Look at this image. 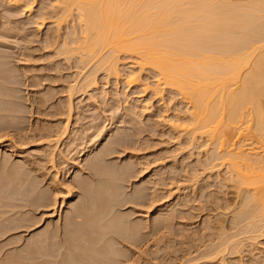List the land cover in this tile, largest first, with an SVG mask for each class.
I'll list each match as a JSON object with an SVG mask.
<instances>
[{
  "label": "bare ground",
  "instance_id": "bare-ground-1",
  "mask_svg": "<svg viewBox=\"0 0 264 264\" xmlns=\"http://www.w3.org/2000/svg\"><path fill=\"white\" fill-rule=\"evenodd\" d=\"M25 1L27 0H0L9 13L18 12L20 8L26 6ZM51 1L49 3L52 8L48 3L50 8L47 9H59L55 11V14L51 12V18H56V27L59 24L61 26V22H65L73 12L77 14L80 27L79 30L75 28L72 33L67 35H60L64 31H62V27H58L57 34L52 31L54 34L47 33L45 38L37 39L38 45L35 42L36 52L38 50L43 52V54L40 53V59L50 62L46 69L50 72L47 75L48 79L56 82L52 89L58 90L51 94V98H43V95L37 101L38 105L34 109L37 110L34 113L44 111L48 117L56 119L53 121L58 122V124L48 127L49 131L41 135V141L43 140L45 145L63 147L62 149L74 147L73 150H77L78 157H84L86 153L91 152L92 148L97 149L101 145V141L109 134L108 131H113L112 129L118 127H128L131 132L112 135L109 147L103 149L102 152L98 151L100 152L98 154L96 152L94 158V155L91 158L87 156L91 160L88 161L86 158V164H82V160L69 162L78 172L87 173L85 170L87 168L98 179L94 178L95 180L91 183H87L82 180L83 176L81 178L78 175L80 172L75 173L79 178H75L72 182L71 185L74 186L69 187L65 197H60L62 199L60 206L55 198L54 207L46 210L50 211L46 219H53L59 216L58 208H60V221L56 225L50 223L46 228L40 230L41 234L26 242L22 252L18 251L19 255L18 252L15 254V257L16 255L17 258L19 257L18 259L2 257L0 264L125 263V261H121L123 256L119 248L121 247L119 246V237L136 241L137 233L118 214L115 206L122 198V194L119 192V180L122 176L130 174V169L125 168L128 171L123 170L124 172L119 173L120 171L115 167L108 166L107 157L121 149L126 151L125 155H135L134 151L138 150V147L140 149H145L143 146L148 148L149 141L142 134L154 130L156 123L152 122V116L147 119L148 124L139 120L138 118L144 115V111L139 113L137 106L126 104L125 107H122L118 103L115 105L116 102H119V92L111 96L107 91H103L100 96L95 95V91L101 88L99 86L100 78L97 77V73L100 71L105 74L107 80L111 76L119 78V80H126L128 87L140 89L138 93L152 94L151 97L169 105L166 107V111H174L168 119L173 128L170 135L177 143V152L182 154L193 153L197 150L205 152L206 159L201 162V172L196 171L193 176L174 174L161 176L159 181L163 185L178 183L166 195L158 196L149 205L145 204L142 194L136 195L134 202L141 206L136 209L146 212V214L137 213V216L148 218L149 212L158 208V212L166 210L167 206L163 209L161 207L170 201L169 197L173 193H177L180 198L185 190L190 188L189 185L198 182L202 176L209 178L216 175L219 177L221 171L225 170L227 176L222 181L226 186L229 185L234 189L236 197V201H233L234 204L231 203L233 210H231L232 220L230 221L233 229L230 226L229 228L231 231H236L226 236L228 228L224 222H220L218 225H213V223V226H208L209 223L206 226L209 227L207 229H210L211 232L216 230L215 234L218 235V238H214L216 241L212 239L210 244H202L197 249L192 248L195 252L197 251L200 258L193 257L194 259L190 261L197 262L201 259L197 264H221L228 254H245V246L250 249L248 250L246 247L247 252L252 254L257 240L259 238L264 240V0ZM31 6V9L26 10L28 13L32 10ZM47 11L49 12V10ZM48 14L50 15V12ZM11 17V14H0V28H4L3 20L10 21ZM29 18L30 21L35 19ZM48 18H40L43 20V23L41 21L40 24L45 25ZM36 20L39 21L38 18ZM44 21L46 22L44 23ZM17 25L16 22V27H18ZM22 26L24 27V24ZM51 26L53 27V25ZM18 29L23 31L20 27ZM10 30L7 33H10ZM24 31H26L25 28ZM3 38V35H0V114L7 113L4 116L6 118L10 114L19 117L20 113H23V110L21 111L19 108L23 104L19 102L20 96L16 92L19 81V77L16 76L19 71L18 74L15 72L16 76L14 73V75L10 73V68L12 70L14 63L11 66L9 59L17 57L22 65H26L33 59L34 54L25 51H30L25 48L30 45L27 44L24 48H20L22 50H17V55L15 53L13 56V51L10 53L4 48L7 45L5 44L7 39L4 38V42ZM21 40L22 42L26 41V38L21 37ZM23 44L25 43L23 42ZM23 44H20L19 47ZM35 49L33 50L35 51ZM17 68L13 67V69ZM63 71L65 72L63 73ZM28 72L27 74H29ZM149 75H152V80H150L151 77L147 78ZM27 81L30 85H37L31 79ZM48 81L45 80V82ZM60 81H64L66 84H62ZM57 95L61 98L59 102L57 104L51 102V99ZM79 97L83 98L80 105L75 103ZM87 97L90 100L100 97L96 102L99 105V100H104L102 101L104 103L102 114L109 113L105 116L106 125L109 126L107 130L100 131L101 126L95 123V118L92 120L91 127H94V133L100 132L98 138L91 144H89V140L94 135L87 137L85 131L71 130L73 124L85 121L90 117L86 114L87 105L82 104ZM180 104L184 105L185 110L178 107ZM152 107V105H145L144 110L149 111L146 115H152ZM4 117L2 119H5ZM166 117L168 116L166 115ZM74 121L75 123H73ZM84 125L82 123V126ZM9 127L11 126L9 125ZM137 135L140 136V140L134 138ZM85 139L87 140L85 141ZM11 145L12 143L9 141L0 142V163L3 164V168L10 170L11 167L6 164L3 147ZM62 149L59 150L60 155H63ZM18 157L24 159V156L19 155ZM156 159L154 163L162 161L160 160L162 158ZM25 161L24 163H26ZM52 161L53 168L64 164V162L58 164L54 159ZM168 161L171 160L168 159ZM152 163L150 162L148 165ZM147 167L142 172L147 173ZM160 171H162V167ZM71 172L74 173V170L69 168L65 172L66 177H69L68 173ZM56 174L58 175L59 171ZM24 180L28 182L29 178L28 180L24 178ZM25 181L24 184L27 183ZM29 182L28 185L31 183ZM56 182H59L58 177H56ZM32 186L34 187L33 183L29 187L32 188ZM78 191H81L82 194H80L83 196L80 197ZM199 193L202 194L200 191ZM78 196L83 200L79 199V202L81 201L79 205H77L78 203L74 204L70 213L63 219V208L68 207L66 200ZM186 203L190 202L186 201ZM182 204L184 206L182 207L180 204L178 208L180 206L184 208L185 204ZM226 204L228 207L229 204ZM45 205L49 206L50 203L48 204L46 201ZM145 205L147 209L142 208ZM202 206L200 204V207ZM227 216L228 214L224 217L228 218ZM174 219V214H168L167 217L155 220L152 227L159 232L168 228V223ZM82 221L83 225L74 224ZM45 223L46 221L40 227H43ZM186 230L184 229L185 232ZM252 247L254 248L251 249ZM201 248L202 252H200ZM1 250L3 251V249ZM254 255H257V252ZM190 261H183L181 264H189Z\"/></svg>",
  "mask_w": 264,
  "mask_h": 264
},
{
  "label": "rangeland",
  "instance_id": "rangeland-1",
  "mask_svg": "<svg viewBox=\"0 0 264 264\" xmlns=\"http://www.w3.org/2000/svg\"><path fill=\"white\" fill-rule=\"evenodd\" d=\"M34 1L35 0L25 1L24 4H26V6L20 8L19 9L20 12L18 11L15 13H9L7 11V8L0 2V14H11L12 15L10 21L3 20V22L5 23L4 28H0V33H1L0 35H3V37L7 39L5 40L3 38L2 40L3 41L5 40L6 42L8 41L7 43L4 41L5 44H7L4 47L6 51L7 52L10 51V53L13 51L12 55L13 54L15 55V53L17 55V50L18 51L22 50L20 48H24V46H26L27 44H30V45H27L30 48L25 47L27 49H30V51L29 50H25V51H28L27 53H30V54H34V55L36 54L35 57L33 55V59L30 62H27L29 64L26 63V65H22L20 61L18 60L19 58L17 57L16 59L15 57H11L9 59L12 61V63L10 61L11 66L14 63L13 64L14 66H12V70L13 71L16 70L14 72H11L12 70L10 68V73L12 74L14 73L15 75L14 74L13 75L16 76L18 74L17 72L19 71V74H18L19 76L18 75L16 76L17 78L18 77L20 78V79L18 78L19 81L17 83L18 87L16 86L17 87L16 92L20 96L19 102L23 104V106L20 104L21 107H19L21 111L23 110L22 111L23 113H20L21 115L19 114L21 116V117L19 116L20 118L18 116H12L11 114L9 117L7 115L8 118H6L4 116L7 113L0 114V120H1L0 142L9 141L12 143L11 146L3 147V153L5 152L4 155H5L6 164H8L7 165L8 167L9 166L11 167V170L8 168H3L4 167L2 166L3 164L0 163L1 164L0 165V249H3V251L1 250L2 252L0 251V258L2 257L5 258L7 256L9 259H13V260L19 258V257L17 258V255L15 257V254H17L18 251L20 253L22 252V250L24 249V244L26 242L32 240V238L41 234L40 230L46 228L47 225H49L50 223L51 225L53 224L56 225V223L60 221L59 220L61 219L60 217L61 212L59 211L60 208H58L59 216L53 219H46L48 212H50L46 210H50L51 208L54 207L55 198L59 202V206H60L62 202V199L60 197L61 196L65 197V194L67 190L69 189V187L74 186L71 184L75 180V178L78 177V175L80 177L83 176L82 180H84V182L86 181L87 183L88 182L91 183V181L95 180L94 178L98 179V177H96L94 173L91 172L87 168L85 169L87 173H84L82 171H79L80 172L79 173L77 169L74 168V165L69 162L71 160H75L76 162H78V160L80 161L82 160V164H86L87 160L88 161L91 160V159H88L89 157L91 158L96 152L98 154L102 152L103 149H107L109 147L112 141V135L115 136L116 134H119V133L131 132V130L128 127L127 128L118 127V128L112 129L113 131H108L109 134H107L104 137V139L101 141V145L97 149L92 148L91 149L92 153L91 152L86 153L84 157H78L79 154L76 153L77 150H73L74 147L62 149L63 147L58 148L56 146L45 145L44 141L43 140L41 141V135L49 131L48 127L54 126L58 124V122L53 121L56 119H54L53 117H48L44 111L40 113L38 112L34 113V111H37L34 109L38 105L37 101H39L43 95L45 96V97L43 96V98H51V94L58 92V90L52 89L55 86L56 82L54 83V81H51L50 79H48L49 77H47V75L50 74V72L46 68L49 66L50 62L42 58L40 59V55L43 54V52H41L40 50H38L39 53L36 52L35 48L38 45L36 40L40 38H45V34L47 35V33L49 35L54 34L52 31H54L57 34L56 30L58 27L60 28L62 27V31H64L62 34L60 33V35H67L69 33H72L75 28L79 30L80 22L77 18L76 12H73V14L68 16V19H66V21L64 20L65 22L60 21L61 26L59 22L58 23L59 26L57 24L58 27H56L55 23H57V21H56V18H53V19L51 18L52 16L51 12L52 14H55V11L58 8L56 10L55 8L54 10L47 9V8H50L51 6V3H49V1L51 0H36L35 2ZM48 3L50 4V6L48 5ZM30 6L32 7V10H31L32 12L29 11L28 13V11L26 10H29ZM44 6L46 7V9ZM47 10H49L50 15L48 14L49 12ZM39 11L41 14L38 13ZM43 12L48 16H46L45 14H42ZM27 17L29 19L35 18L34 19L35 21L34 20L30 21L28 20ZM42 17L45 19L46 17L47 18L50 17L47 20L48 22L44 21V23L46 22L45 25L40 24L41 21L43 23V20H41ZM36 18H38L39 21L36 20ZM67 20H69L68 23H67ZM16 22L18 23L17 25L18 27H16ZM23 24H24V27L22 26ZM51 25H53V27ZM63 26H64V30H63ZM19 27L23 31L25 28L26 30L24 31L25 33L23 31H20L18 29ZM51 27L53 29L54 28L56 29L51 30L52 29ZM8 28L10 29L12 28L11 30L9 29L10 33H7L9 32ZM18 30L19 32H17ZM18 33L20 34L18 35ZM21 37L26 38V41H23L25 44H23ZM8 38L11 41H9ZM18 40L20 41V43ZM15 41H17L18 43ZM35 42L37 43V45ZM16 44H18V46H15ZM20 44H23L21 45L22 47L21 46L19 47ZM31 48L35 49V51ZM13 67L15 68L18 67L17 68L18 70L13 69ZM31 70L32 72H30ZM27 72L31 74L29 75L27 74ZM64 72L65 71H63V73ZM123 76H126V75H123ZM151 76L149 75L147 76V78L148 77L150 78ZM97 77L100 78L99 86L101 88L100 90L95 91L94 93L95 95L100 96L103 91H107L110 94L109 96H111L112 94L116 92H119V102H116L115 105H117L118 103L122 107H125L126 104H128L129 106H133V105L137 106L138 107L137 111L139 113L142 110L144 111L143 112L144 115L142 114L143 116L139 117L138 118L139 120H143L144 123L148 124L147 119L152 116L153 117L152 122L156 123L154 130H152L151 132L142 134V136H146V138L149 141L150 146L148 148L143 146V148L145 149H140V147H138L139 149L134 151L135 155H132V154L125 155L126 151H124V149H121V150H118L117 152L112 153L111 155L107 157L108 166L110 165V167L111 166L113 168L115 167V169H118L120 171L119 173H122L126 171L127 169H130L129 170L130 174L128 173L127 175L122 176L121 180H119V192L120 194H122V198L120 196L121 201L117 203V205L115 206V210L118 211V214L121 215L125 219L129 227H132L134 231H136L137 238L135 239L136 241H132L129 239H124V238L119 237V243H120L119 246H121L119 248L122 251L121 254L123 256L121 258V261H125V263L123 262V264H149V263L151 264H181L183 263V261H190L191 259H194L196 257L200 258V256H198L199 254L197 255V251L195 252V250L193 249H197L201 247L202 244H210L212 242V239L215 240L216 238H218L217 237L218 235L216 236L215 234L216 230L212 229L213 231L211 232L209 231L210 229H207L209 227H206V226L209 223L210 224L208 226L210 225L213 226V225H218V223L220 222H224V225L225 226L227 225L226 227L228 228V230L225 229L228 232L226 236L236 231V230L231 231V229H233L232 228L233 225L231 227L232 222L230 221L232 220L231 219L232 216H230L232 213L231 210H233L232 204H234L233 203L234 200L236 201V197L234 194V189L231 188L229 185L226 186L224 182L222 181L223 178L227 176L226 171L225 170L221 171L219 177L216 175H214L213 177H209V178L202 176L198 182L196 183L194 182L192 183V185L190 184L189 185L190 188L186 189L183 196L180 198L177 195V193H173L171 197H169L171 198L169 199L170 201L166 202L165 206L161 207L163 209L164 207L167 206L165 208L166 210H162L161 212H158L157 211L159 209L158 208L157 210L151 213L149 212L148 218L137 216V213L146 214V212L136 209V208L141 207L140 205H137V203L134 202V197L136 195L142 194L144 196L146 205H149L152 202V200L155 198H158V196L166 195L167 192L170 189L175 188V186H177L178 183L174 182L173 185L171 184L168 186L163 185L159 181L161 176H166L167 174H174V175H181V176H193L195 175L196 171L201 172V169H202L201 162L205 161L206 159L205 152L197 150V151H194L193 153H189V154L183 153L182 154L176 151L177 143L174 141V139L171 138L170 132L173 131V128L168 120L172 116L174 111L173 110L166 111V107L169 106L168 104L162 103V101H160L159 99L153 98V96L151 97L152 94H149V93L144 94L143 92L142 94L138 93L140 89H136L135 87H128L126 80L124 81L122 79L119 80V78L116 79L114 76H111L109 80H107L105 79V74L102 73V71L97 73ZM28 79L29 80L31 79L37 85H30L29 81H27ZM152 79L153 78L151 77L150 80ZM45 80L46 81L50 80V81L45 82ZM107 81H109L108 84H106ZM42 83H43V86H42ZM61 83L66 84L64 83V81H62ZM31 87H34V88H31ZM49 90H51L50 93H48ZM58 96L59 95H57L55 98H52L51 102H55L57 104L59 100L61 99ZM99 98L96 97L95 100L94 99L90 100L89 97L86 98V100L82 104L87 105L86 114L90 116L89 119L85 121H81L80 123H77L75 125L73 124L71 127V130L79 129V132L85 131V135L87 137H91L92 135H94L89 140V144H91L93 140L98 138L97 136L99 135V132L101 130H107V128L109 127L106 125L107 123L105 122V116H107V114L109 113L102 114L101 110L104 107V103L102 101L104 100L100 99L99 105H97L96 100H98ZM62 100H64V98H62ZM82 100L83 98L79 97L75 100V103L80 105L79 103H81ZM146 104L148 106L149 105L153 106L151 110L152 115H146V113L149 112V111L144 110V107ZM178 107L183 108V110H185V107L183 104H180ZM41 108L45 109L44 107H41ZM166 115L168 117H166ZM2 117H4L5 119H2ZM17 117L18 119H16ZM94 118H95V123L101 126L100 131L96 133H94V130H95L94 127H91L92 120ZM73 123H75V121ZM82 123H84L85 125L82 126ZM150 124H151V121H150ZM6 125L8 126L5 127ZM9 125L11 127H9ZM134 138H136V140H140L139 139L140 136L138 135ZM86 140L87 139H85V141ZM60 149H62L63 155L59 154ZM8 150H11V151H8ZM19 155L24 156V159L19 158L18 157ZM87 156L89 157L87 158ZM94 157L95 155L93 156V158ZM62 158H64L66 161ZM156 158H162L160 159L162 161L154 163V161L157 160ZM52 159H54L58 164H60L61 162H64V164L63 165L61 164L60 166L58 165V167L53 168ZM168 159H170L171 161H168ZM24 161L26 163H24ZM150 162H153V163L148 165ZM166 164H167L168 169L166 167ZM145 167H147V170H148L147 173L142 172ZM161 167H162V171H160ZM69 168H72V171L74 170V173L72 172L68 173L69 177H66L65 172ZM125 168L127 169L125 170ZM57 171H59L58 175L56 174ZM60 173H62L61 176H60ZM75 173L78 174L77 177ZM56 177L59 178L58 183L56 182ZM24 178H27V180L29 178L28 182L29 181L31 182V183L29 182L30 185L33 183L34 187L33 186L32 188L29 187L30 185H28V182L25 181ZM24 181L27 182L25 184L28 186L24 184ZM199 191L202 192V194L199 193ZM78 192H79L78 193L79 195L81 191H78ZM81 194H80V197L83 196ZM79 199L80 198L78 196V197H74L73 199L66 200L67 206L70 208L68 207L63 208V211H64L63 219H65L67 215L70 213V209L73 207L74 204L78 203L77 205H79V203L81 202V201L79 202ZM224 199L227 201H225ZM45 200L48 201V204L50 203L49 206L45 205V202H46ZM80 200H83V199H80ZM185 200L187 202L189 201L190 203H186ZM181 202L185 204L184 208H182L184 205ZM123 203L125 204L123 205ZM226 203L229 204L228 207L231 206L229 207V209ZM180 204L182 205V207L180 206L178 208V205ZM200 204L201 206L202 205L203 206L200 207ZM146 205L143 206L142 208L147 209ZM59 206L57 204V207ZM226 209H228L229 212ZM223 211L225 212L227 211L226 213L228 214L227 216L228 218L224 217L227 214ZM168 214H171V215L174 214L175 219L168 223L169 225L168 228H164L160 230L159 232H157L155 228L152 227L154 224V221L159 220L160 217L161 218L167 217ZM211 220H212V223H211ZM45 221H46L45 225L43 227L42 226L40 227V225L43 224V222ZM83 223L84 222L82 221L80 223L75 222L74 224H77L80 226V225H83ZM229 226L231 227V229L229 228ZM172 229L174 232L172 231ZM184 229L185 230L187 229L186 232L184 231ZM180 232L182 233L180 234ZM183 232H185L186 234L185 233L183 234ZM185 235L186 236L188 235V236L184 237ZM199 241L201 244L199 243ZM255 244H256L254 245L255 249L253 250L252 254H249L247 252V248L248 250L250 249L248 246H245L244 247V250H246L245 254L243 253L228 254L226 255L227 257L225 256V260L222 261L221 264H234V263L235 264H241V263L242 264H254L252 262H256V261L258 262L256 264H259V263L264 264V260H263L264 259L263 257L264 256V240L259 238V240H257ZM71 248L73 249L72 246ZM253 248L254 247H252L251 249ZM19 252H18V255H19ZM200 252H202V248ZM256 252L258 256L254 255L256 254ZM190 262L189 264H197L195 260H193L191 263Z\"/></svg>",
  "mask_w": 264,
  "mask_h": 264
}]
</instances>
